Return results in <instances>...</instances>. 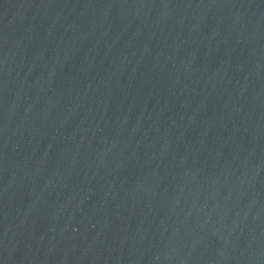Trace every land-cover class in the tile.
Segmentation results:
<instances>
[{
  "label": "water",
  "instance_id": "95a60500",
  "mask_svg": "<svg viewBox=\"0 0 264 264\" xmlns=\"http://www.w3.org/2000/svg\"><path fill=\"white\" fill-rule=\"evenodd\" d=\"M0 264H264V0H0Z\"/></svg>",
  "mask_w": 264,
  "mask_h": 264
}]
</instances>
